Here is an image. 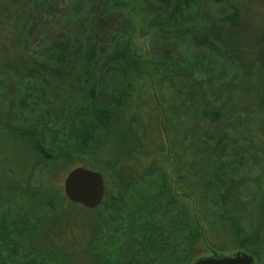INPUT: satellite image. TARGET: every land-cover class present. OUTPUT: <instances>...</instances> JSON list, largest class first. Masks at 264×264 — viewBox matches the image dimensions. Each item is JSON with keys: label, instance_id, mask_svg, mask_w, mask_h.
Instances as JSON below:
<instances>
[{"label": "rangeland", "instance_id": "1", "mask_svg": "<svg viewBox=\"0 0 264 264\" xmlns=\"http://www.w3.org/2000/svg\"><path fill=\"white\" fill-rule=\"evenodd\" d=\"M98 1L101 6L109 1L112 8L110 17L99 21L100 38L105 42L114 35L125 34L128 40L130 111L141 127L132 137L135 142L129 144L135 153L129 156L124 176H117L114 140L107 141L105 148L99 150L91 146L95 142L92 136L85 138L91 140L88 143L71 141L72 138L61 134L59 118L45 117L43 109L35 113L23 104V99L29 101L23 88L21 98L16 97L20 109L17 118L7 127L0 125V264H42L39 259L27 262L23 257L19 260L24 262H8V258L28 253L42 237L55 211L66 217L72 212L77 215L75 220L86 222L89 234L95 230L94 249L101 255L110 254L111 264H130L131 256V264H148L147 260L137 261V257L155 254L174 255L176 259L169 264H191L214 251H241L253 256L245 250L250 246L258 253L253 256L254 264H264L263 222L255 206L258 177L264 174L258 164L263 151L262 147L256 151V160L248 150L251 139L242 127L245 118H252L248 129L264 143L263 120L257 116L261 108L253 102L264 94V0H200L181 12L186 31L173 34L166 26L168 40L158 38V29L149 25L157 0ZM47 2L38 5L24 19L23 27L20 25L29 34V46L33 49L45 37L37 22L49 17L54 26L67 13L68 6L74 4V0ZM102 8L98 13L105 16ZM163 16L160 13L158 17ZM66 27L67 32L81 30L72 23ZM172 62L184 66L186 73L200 80L205 99L214 100L224 111V123L208 124L204 132L225 133L223 153L213 165V172L232 178L237 205L229 218L221 214L219 191L208 188L201 207L185 185L182 174L187 172L190 158L183 151L188 139L177 136L184 120L182 115H169L172 123L164 128L162 110L170 105V90L164 76ZM32 92L37 95V91ZM124 121L114 137L132 133L130 128L134 124H129L128 119ZM28 132L35 135L32 141L38 148L26 145L20 137L29 139ZM210 142L214 143V139ZM75 167L102 174L108 197L106 207L87 209L65 197L63 180ZM128 173H132V179L125 178ZM159 222L163 226L165 249L149 247L145 240L142 247L138 241L140 226L144 232L156 230ZM190 233L191 259L184 261Z\"/></svg>", "mask_w": 264, "mask_h": 264}, {"label": "trees", "instance_id": "2", "mask_svg": "<svg viewBox=\"0 0 264 264\" xmlns=\"http://www.w3.org/2000/svg\"><path fill=\"white\" fill-rule=\"evenodd\" d=\"M157 1L149 25L158 29V38L168 40L170 37L166 34L167 28H171L169 31L173 34L184 29L186 31L181 20L183 17L181 12L200 0ZM43 3L48 2L47 0H0V74H2L0 125L7 127L17 118V111L20 110L17 107V99L21 98V90L24 88L29 101L23 99V104L30 109L33 108L35 113L43 109L47 114L45 117L59 118L61 134L64 137L72 138L71 141L77 139L79 142L88 143L91 140L85 141V138L92 136L93 139L95 138L94 145L93 142L91 144L94 150L104 149L107 141L114 140V164L117 165L115 174L121 177L123 170L129 168L126 166L131 159L129 156L135 153L133 146L129 144L135 142L132 137L141 129L135 114L130 111L132 75L127 36L114 35L105 42L100 38L98 24L100 19L101 21L106 19L107 15L110 17L108 13L112 8L109 6L111 4L109 1H107L109 5L101 6L98 0H74V4L68 6L67 13L54 26H51L49 17L37 22L41 32L44 30L45 37L38 47L33 49L29 46L31 44L29 34L21 28L24 19ZM101 7L105 16L98 13ZM160 13L165 14V17H158ZM125 18L127 19V16ZM68 23L75 24V27L78 26L81 30L73 32L71 29L67 32ZM168 66L170 68L165 72L164 77L170 90V105L169 108L162 110V120L164 128L167 129L173 119L169 115L173 114L175 118L182 115L184 118L179 124L177 136L179 139H188L185 146L187 148L183 150L187 153L185 156L190 158L187 162V172L182 174L185 177V185L190 194L199 200L201 207L207 197L208 188L219 191L221 214L229 218L230 211H234L237 205L233 198L235 190L232 178L227 174L213 172V165L223 153L225 133L216 131L208 135L206 130L204 132L208 124L224 123V111L214 103V100L205 99L200 80L186 73L184 66L176 62ZM32 90L37 91V95H34ZM253 102L261 108L257 116L263 120L264 130V94H260ZM124 119H128L129 124H134V127L130 128L132 133L130 136L119 134L114 137L116 131H120V127L123 126ZM133 119H136L135 122ZM244 121L247 123L244 122L242 126L246 130L245 135L251 139L248 150L255 159L256 151L262 147L263 154L258 159V164L263 169L260 172L262 174L264 143L255 138L252 130L248 129V124L253 119L245 118ZM27 136L29 139L20 137L24 139L26 145L32 148L36 146L35 141H32L35 135L28 132ZM213 139L214 143L210 142ZM210 143L212 148L209 147ZM177 158L182 159L181 156ZM132 167L133 165L130 166L131 171ZM132 176V173H128L125 178L132 179ZM258 179L259 191L258 196L255 197L257 198L255 206L263 222L261 236L264 237V174ZM115 200L118 201V198ZM107 201V193L104 192L103 201L99 206L106 207ZM64 215L63 212L55 211L51 223L45 226L42 237L39 241H35L31 250L24 256L16 253L14 259L8 258V262L10 260L24 262L19 260L24 257L27 262L39 259L43 261L42 264H111L110 254L101 255L94 249L95 230L89 234V229L85 228V221L75 220L77 215H73L72 212L71 216L69 215L72 218ZM191 218L189 214L190 223ZM139 229L138 241L141 244L145 240L144 244L148 243L149 247L164 248V237L161 234L163 226L160 222L156 230L152 228L144 232L141 226ZM150 235L153 238H150ZM141 246L144 247L143 244ZM192 246L190 233L187 239L188 252L184 261L191 259ZM245 250L255 257L258 254L252 246L246 247ZM132 258V256L129 258L130 264ZM173 259L176 258L172 254L169 256L155 254L148 258L137 257V261L147 260L145 263L148 264H169L170 261L174 262Z\"/></svg>", "mask_w": 264, "mask_h": 264}, {"label": "water", "instance_id": "3", "mask_svg": "<svg viewBox=\"0 0 264 264\" xmlns=\"http://www.w3.org/2000/svg\"><path fill=\"white\" fill-rule=\"evenodd\" d=\"M65 197L72 203L87 209L98 207L104 197L105 185L100 172L84 167H75L67 172L63 180ZM191 264H254V258L241 251L230 254L212 252L196 258Z\"/></svg>", "mask_w": 264, "mask_h": 264}]
</instances>
